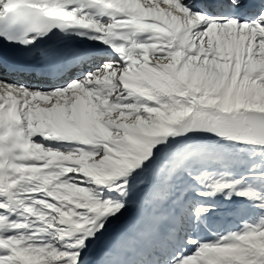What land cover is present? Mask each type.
Masks as SVG:
<instances>
[{"label": "snow or ice", "instance_id": "snow-or-ice-1", "mask_svg": "<svg viewBox=\"0 0 264 264\" xmlns=\"http://www.w3.org/2000/svg\"><path fill=\"white\" fill-rule=\"evenodd\" d=\"M0 264H264V0H0Z\"/></svg>", "mask_w": 264, "mask_h": 264}]
</instances>
